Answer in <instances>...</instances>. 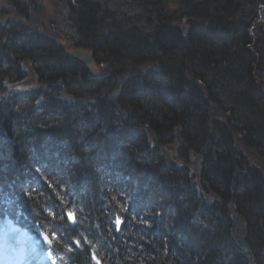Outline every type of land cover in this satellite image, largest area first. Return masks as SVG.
I'll return each mask as SVG.
<instances>
[{
  "label": "trees",
  "instance_id": "16d2710c",
  "mask_svg": "<svg viewBox=\"0 0 264 264\" xmlns=\"http://www.w3.org/2000/svg\"><path fill=\"white\" fill-rule=\"evenodd\" d=\"M3 2L28 16L26 1ZM133 5L120 21L101 1L66 0L100 74L0 13V230L27 236L3 245L26 248L24 264L46 252L55 264H264L262 28L247 49L260 8L230 26L244 0H177L173 20L157 0Z\"/></svg>",
  "mask_w": 264,
  "mask_h": 264
},
{
  "label": "rangeland",
  "instance_id": "374dc122",
  "mask_svg": "<svg viewBox=\"0 0 264 264\" xmlns=\"http://www.w3.org/2000/svg\"><path fill=\"white\" fill-rule=\"evenodd\" d=\"M26 1V4H28V16L24 19L17 17L9 8L5 5L3 0H0V13H2V20L5 21L7 19H19L21 22H27L28 25L36 28L38 31H41L47 35L52 36L53 38H56L64 47L66 51L72 52L74 50H80V51H88L85 48H76L73 39L71 38L72 33L71 30L67 24V21L65 20L66 16V0H23ZM104 3V6L107 7L110 11L112 10L113 13L117 14L116 16L120 21L124 19L128 14H131L135 11H137V8L134 7L133 3L138 2L139 4L143 2V0H98ZM160 3V9L163 14V16H170L172 18L171 20L177 19V7L176 3L177 0H157ZM161 1V2H160ZM201 2H204L205 0H198ZM242 0H237V2H241ZM245 1V9L244 10H239L236 11L237 13H232L230 14L231 16L229 17H224L226 21H229L231 17H238L239 15L242 16V13L247 12L246 7L249 6V4L252 2L254 3L257 7L260 8V12L256 14L255 19H253V22L256 24V28L259 26V28L264 29V4L262 0H244ZM142 11V10H141ZM221 12H217L216 14H220ZM135 14V13H134ZM224 14V13H222ZM221 14V15H222ZM220 15H216L218 19ZM223 18V19H224ZM124 19L123 21H125ZM242 20V19H241ZM232 21V20H231ZM238 21V20H237ZM235 25L238 23L242 24L244 22L243 20L240 22H235L233 20ZM227 23V22H226ZM124 26L129 27L128 24H125V22L122 23ZM139 24L142 25V23L139 21ZM153 24V23H152ZM177 24H180L179 21ZM182 24V23H181ZM136 25V23H135ZM146 25V24H145ZM150 25H147V28ZM142 28H146V26ZM140 29V26L138 27ZM150 30V28H148ZM255 29V27H254ZM251 30L250 35L252 37V43L248 45L247 49L253 50V45L255 41V30ZM258 30V28H257ZM255 50V49H254ZM18 56V55H17ZM256 56V66L258 64L259 67H264V60L260 59L257 53H255ZM22 63L24 68L27 71V77L24 82L21 83L23 87H29L35 85V77L33 73L30 71L28 63L26 62L25 59H22ZM153 64V62H152ZM144 64L142 65H136L133 68H142ZM89 68V67H88ZM90 69V68H89ZM92 73L95 74H100L101 72H107V64L106 63H101V64H94V66L90 69ZM254 78L256 80V84L260 86L261 91L264 93V73L258 75L257 73L254 74ZM166 149L170 152L172 155L171 149L169 147H166ZM251 157L252 161L250 162H259V159L257 158L258 155L257 153H254ZM256 158L255 160H253ZM261 161V160H260ZM199 163V158L198 156L192 157L190 161V166L191 169L196 173L197 167ZM264 163V160H263ZM32 249V247H29ZM26 252V249H25ZM0 264H12L11 258H13L14 255H16L18 252L14 251V248L10 247L9 245L5 248L0 249ZM54 258L53 256L49 253L46 252L43 254V257L41 258V262L44 263H52L53 264ZM21 262V256L18 258V264ZM27 264V263H26Z\"/></svg>",
  "mask_w": 264,
  "mask_h": 264
},
{
  "label": "water",
  "instance_id": "95a60500",
  "mask_svg": "<svg viewBox=\"0 0 264 264\" xmlns=\"http://www.w3.org/2000/svg\"><path fill=\"white\" fill-rule=\"evenodd\" d=\"M182 30V28H181ZM66 54L77 60L78 62L86 65L89 68H92L94 66V60L91 56V54L87 51H80V50H74L72 52L66 51Z\"/></svg>",
  "mask_w": 264,
  "mask_h": 264
},
{
  "label": "bare ground",
  "instance_id": "6f19581e",
  "mask_svg": "<svg viewBox=\"0 0 264 264\" xmlns=\"http://www.w3.org/2000/svg\"><path fill=\"white\" fill-rule=\"evenodd\" d=\"M247 12H245V13H242V16L243 17H240L241 15H239L238 17H233V20L235 21V22H237V20L240 22V21H244L243 23H246L248 20L247 19H249V17H251L252 16V14H253V12H254V10H253V8H249L248 10H246ZM242 19V20H241ZM236 23H229V25L230 26H232V25H235ZM256 23L255 22H253L251 25H250V28H249V30L251 31V30H253L254 29V27H255V29L254 30H257V28L259 29V26L256 28V25H255ZM181 23L179 24V29L181 30ZM182 31V30H181ZM183 32V31H182ZM252 32V31H251ZM250 32V33H251ZM248 47V46H247ZM261 169H263V172H264V165L261 167ZM192 170V169H191ZM193 171V170H192ZM196 181H195V179H194V183H195Z\"/></svg>",
  "mask_w": 264,
  "mask_h": 264
},
{
  "label": "snow or ice",
  "instance_id": "6c2138e0",
  "mask_svg": "<svg viewBox=\"0 0 264 264\" xmlns=\"http://www.w3.org/2000/svg\"><path fill=\"white\" fill-rule=\"evenodd\" d=\"M67 215H68V218H69L70 221L75 222V216H74L73 213L69 212V213H67ZM120 223H121V220L118 217L117 220H116L117 230H119ZM41 236L43 237V239L45 240V242H48V243L51 242V241H49V238H48V236L46 234L41 233ZM76 243H77V245H79V241H76ZM93 258L95 259V256H93ZM53 264H55V261H53Z\"/></svg>",
  "mask_w": 264,
  "mask_h": 264
}]
</instances>
